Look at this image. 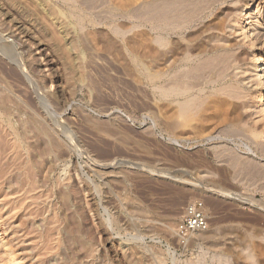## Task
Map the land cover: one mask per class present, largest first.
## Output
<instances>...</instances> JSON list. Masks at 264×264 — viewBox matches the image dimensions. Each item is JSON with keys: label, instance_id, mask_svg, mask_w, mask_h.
I'll return each instance as SVG.
<instances>
[{"label": "rangeland", "instance_id": "374dc122", "mask_svg": "<svg viewBox=\"0 0 264 264\" xmlns=\"http://www.w3.org/2000/svg\"><path fill=\"white\" fill-rule=\"evenodd\" d=\"M0 264H264V0H0Z\"/></svg>", "mask_w": 264, "mask_h": 264}, {"label": "built area", "instance_id": "2783aa9c", "mask_svg": "<svg viewBox=\"0 0 264 264\" xmlns=\"http://www.w3.org/2000/svg\"><path fill=\"white\" fill-rule=\"evenodd\" d=\"M208 229L209 217L205 202L195 200L188 203L176 228L179 244L186 246L194 235L206 232Z\"/></svg>", "mask_w": 264, "mask_h": 264}, {"label": "bare ground", "instance_id": "6f19581e", "mask_svg": "<svg viewBox=\"0 0 264 264\" xmlns=\"http://www.w3.org/2000/svg\"><path fill=\"white\" fill-rule=\"evenodd\" d=\"M260 15V13H259V11H256V12H250V14L248 15V19L249 18H252V17H258ZM256 25V27H259V28H261V25L259 24V22H257L256 21V23H253L252 22V25ZM255 30L257 31V29L255 28ZM215 70V69H214ZM192 76V75H191ZM199 79H200V77H199ZM222 176V175H221ZM223 180V179H222ZM228 181V180H227ZM229 185V184H228ZM228 187V186H227ZM232 187V186H231ZM231 187H229V189H231ZM223 191L224 190H226V188L224 187L223 189H222ZM219 192H220V190H218ZM230 191H232V190H230ZM226 192H228V191H226ZM232 193V192H231ZM234 193V192H233ZM233 193H232V195H233ZM220 194V193H219ZM222 194V196H226V194H223V193H221ZM227 194H229V193H227ZM235 196V195H234ZM228 197V196H227ZM227 197H226V199H227ZM223 198V197H222ZM229 199V198H228ZM245 199H247V198H245ZM235 200V199H234ZM256 203H258V202H256ZM173 225V224H172ZM172 225L171 224H168L167 226H165L164 228V230H165V232L166 233H170V232H172L171 230H173L172 229ZM173 233V232H172Z\"/></svg>", "mask_w": 264, "mask_h": 264}]
</instances>
